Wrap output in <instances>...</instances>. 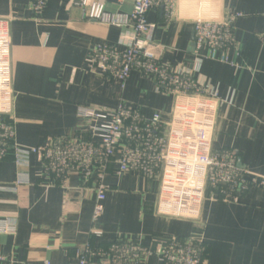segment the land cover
<instances>
[{
	"label": "crops",
	"instance_id": "obj_1",
	"mask_svg": "<svg viewBox=\"0 0 264 264\" xmlns=\"http://www.w3.org/2000/svg\"><path fill=\"white\" fill-rule=\"evenodd\" d=\"M106 13L129 15L132 2L102 0ZM264 0H178L177 16L166 22L161 9L147 14L155 25L153 42L162 63L189 71L194 59L193 21L240 14L234 22L236 50L229 64L204 61L194 77L218 99L212 151H232L241 169L264 178ZM0 19L8 20L15 141L23 147L72 139L85 129L79 108L114 109L120 103L147 118L172 109L173 99L155 90L152 79L132 72L128 80L106 79L85 70L89 50L106 44L125 49L129 28L88 20L67 0H47L35 17L30 0H0ZM110 165L103 213L92 223L98 181L77 176L65 188L44 187L42 167L11 158L0 163V222L15 226L0 233V264H68L74 251L89 244L106 247L126 241L145 248L173 239L206 246L205 264H264V187L237 193V202L205 200L193 220L155 213L159 183L134 174H116ZM16 179L27 183L16 186ZM100 231V237L91 235ZM142 264H160L148 257Z\"/></svg>",
	"mask_w": 264,
	"mask_h": 264
},
{
	"label": "built area",
	"instance_id": "obj_2",
	"mask_svg": "<svg viewBox=\"0 0 264 264\" xmlns=\"http://www.w3.org/2000/svg\"><path fill=\"white\" fill-rule=\"evenodd\" d=\"M46 1L30 0L35 17L42 13ZM67 1L80 8L90 21L132 31L123 50L106 44L90 49L85 70L121 85L132 72L148 76L158 93L172 97L171 112L164 119L159 112L147 118L123 103L114 109L83 107L78 109V117L85 122L80 135L38 147L18 145L8 20L0 19V163L11 158L16 167H27L30 158L35 157L42 167L40 179L45 188H65L72 176L85 184L96 179L99 184L92 223L102 216L106 192L102 181L113 163L117 175L131 173L158 181L155 213L163 217L193 220L200 216L207 199L237 202V193L252 186L264 187V178L237 166L234 152L212 151L218 99L194 77L204 61L229 64V53L236 50L234 22L240 14L193 21L194 59L191 69L185 71L160 61L158 46L152 39L155 25L147 21L150 11L161 9L165 21L172 22L177 16L178 0H130L129 15L106 13L102 0ZM261 36L264 43V23ZM24 183L27 181H15L16 186ZM14 231L13 224L0 222V233ZM101 234L91 231L94 237ZM206 254L204 243L193 239L158 242L149 248L117 241L101 248L89 244L79 247L68 264H142L148 257L157 258L160 264H205Z\"/></svg>",
	"mask_w": 264,
	"mask_h": 264
},
{
	"label": "water",
	"instance_id": "obj_3",
	"mask_svg": "<svg viewBox=\"0 0 264 264\" xmlns=\"http://www.w3.org/2000/svg\"><path fill=\"white\" fill-rule=\"evenodd\" d=\"M193 41H194V39H193ZM192 47H193V42H192ZM194 49V48H193ZM237 166L239 167V168H241V166H240V163L238 162L237 163Z\"/></svg>",
	"mask_w": 264,
	"mask_h": 264
}]
</instances>
